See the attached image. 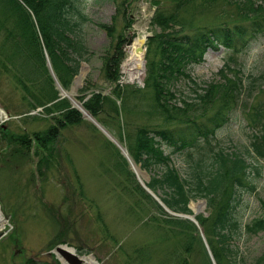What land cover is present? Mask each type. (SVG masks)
<instances>
[{"label": "rangeland", "instance_id": "rangeland-1", "mask_svg": "<svg viewBox=\"0 0 264 264\" xmlns=\"http://www.w3.org/2000/svg\"><path fill=\"white\" fill-rule=\"evenodd\" d=\"M122 1L126 0H93L89 8L90 19L112 25L115 44L119 42V35H124L126 41L121 44L124 58L119 68L120 84H139L143 87L146 69L150 63L159 62L150 39L160 30L150 23L157 10L156 2H160L167 14L172 13L174 8L169 0H127L123 6ZM227 2L217 0L210 7L191 2L178 10L175 16L183 30L190 31L217 24H247L248 21L238 14L235 4ZM253 3L264 7V0H253ZM125 17L132 21L128 27ZM135 25L144 26V34L134 28ZM138 38L144 41L140 47L143 53L141 79L127 81L122 66L128 58V47ZM111 40L112 37L97 28L87 29V42L94 57L87 64L86 73L79 78L75 93L74 81L81 67L69 87L63 89L69 94L73 93L74 100L82 102L79 97L85 96V93L79 90L90 71L95 75L97 89L102 93L108 94L113 89L114 84L100 80L98 74L100 58L113 44ZM229 58H234V61H229ZM202 59L201 63L186 69L188 77L183 76L175 81L172 92L176 94L178 103L184 100L194 103L192 101L198 102L195 100L197 94L205 93L207 85H226L224 90L218 89V92L216 90L210 95L212 102H206L210 107L207 112L210 114L221 109V112H231V117L228 124L215 131L206 143L199 142L197 149L171 156V164L184 179L198 164L207 169L219 151L241 155L246 164L255 166L259 176L254 178L252 174L251 179H254L256 190L243 195L244 203L236 214L240 225L244 226L254 219L264 218V209L261 207V202H264V157L255 153L251 146L252 135L262 133L254 127L259 122L256 112L261 111L264 117V79L260 78L264 75V36L259 35L241 53L232 55L219 47L207 51ZM226 64L229 68H225ZM50 77L57 97L46 106L58 100H67L70 107L75 109L68 97L61 96ZM16 78L15 73L0 65V110L4 112L0 117V212L7 219L4 230L0 231V234L4 233L0 237V264H30V259L34 260L43 252L54 251L57 247L74 249V254L80 258L92 256L97 264H183L180 259L185 255L181 252L177 238L168 232L170 230L159 219L156 222L154 218H161L162 211L169 215L171 213L169 209L165 211V205L156 194L149 190L153 198L144 190L148 188L149 173L146 171L148 181L137 175L119 148L89 120L82 118L78 110L75 109L80 113L82 122L59 130L55 141L46 149L39 148L36 143L24 148L14 142L24 134L29 138L35 133L45 134V129L53 124L52 116L58 115V112L45 114L42 107L29 109L31 102L15 84ZM239 79L243 90L239 92L237 102H234L229 96L234 95L230 87ZM93 89L97 90L92 88L91 91ZM86 97L83 101L87 100ZM149 97L147 92L137 107L139 111L143 110L142 114L138 112L129 117L131 127H122L121 123L120 127L111 126L108 130L127 150L129 157L126 147L133 127L137 124L151 125L158 120L156 115H145ZM202 104L198 102L194 108L200 110L205 107ZM164 153L170 155L171 150L166 147ZM134 163L141 172L145 171ZM136 184L149 198L142 197L135 190ZM202 201L204 199L192 200L188 205L191 211L189 215L193 214L195 220L209 215L210 209L206 204L202 206ZM191 222L198 231L201 244L195 246L194 255L188 264H207L206 259L211 263L209 253L212 252L204 231L198 226L197 220L196 223ZM238 246L240 259H235V264H259L257 260L264 255V234H245ZM51 257V264H66L59 255L56 258L51 254ZM37 261H34L35 264H49ZM230 262L226 264L234 263L232 260Z\"/></svg>", "mask_w": 264, "mask_h": 264}, {"label": "trees", "instance_id": "trees-1", "mask_svg": "<svg viewBox=\"0 0 264 264\" xmlns=\"http://www.w3.org/2000/svg\"><path fill=\"white\" fill-rule=\"evenodd\" d=\"M92 1L0 0L1 67L16 74L15 84L31 102L29 109L42 107L45 114L58 112L56 117L52 116L53 124L45 129V134L35 133L32 138L24 134L14 142L24 148L36 143L39 148L46 149L55 141L59 130L82 122L80 113L72 109L67 100H58L46 106L57 96L52 87V79L47 73L44 54L48 55L60 86L68 88L78 74L81 63L89 64L94 57L87 42V29L97 28L105 32L108 37H112L113 44L101 56L98 74L100 80L114 84V87L110 93H102L97 89L95 75L88 72L79 90L87 96L85 101V96L79 97L83 102L82 106L107 130L111 126L120 127L121 123L122 127H131L129 117L138 112L142 114L143 110L139 111L137 107L146 93L150 94L145 115H156L158 120L151 125L137 124L133 127L132 135L128 136V153L141 169L149 173L148 189L173 213L189 215L190 201H206V207L210 209L209 215L197 217L196 220L204 231L214 262L226 264L232 260L235 264V259H240L238 242L242 237L245 234H264V218L254 219L244 226L236 218L239 207L244 203L243 195L256 190L251 177L252 174L254 178L258 177V170L255 166L246 164L241 155L219 151L207 169L198 164L187 173L185 179L182 178L177 169L172 167L171 156L197 149L201 141L206 143L215 131L228 124L231 112H221V109L210 114L207 112L210 107L206 102H212L210 95L216 90L218 92V89H225L226 85L221 83L209 84L203 95L197 94L195 100L205 105L200 110L194 108L198 105L195 101H192L195 104L186 100L178 103L176 94L172 91L175 81L183 76L188 77L186 69L201 63L207 51L222 47L232 55L238 54L245 51L259 35L264 36V7L256 5L253 0H226L230 5L235 4L238 14L248 21L247 24H217L190 31L181 27L175 16L177 11L191 2L210 7L217 0H169L174 8L169 14L157 1V10L150 23L160 30L159 34L150 39L159 62L150 63L145 71L144 85L139 87L135 84H120L119 68L124 58L121 44L126 40L124 35H119V42L115 44L114 27L90 19L89 8ZM121 3L123 6L127 0ZM131 22L129 17H125L127 27ZM229 61H234V58H229ZM226 67L229 68L227 64ZM260 78L264 79V75ZM92 88L97 90L91 91ZM230 88L234 90V95L229 96L237 102V96L243 90L242 81L239 79ZM255 116L259 117V122L254 127L262 133L252 135L251 146L262 158L264 117L261 111L256 112ZM159 120L161 123H158ZM165 146L171 150L170 155L164 154L162 148ZM135 190L142 197H148L138 184L135 185ZM261 207L264 209V202H261ZM159 210L162 211L160 208ZM160 216L162 217H154L156 222L159 219L170 230L168 232L174 234L185 255L180 260L183 264H188L194 255L195 246L201 244L196 227L191 221L177 219L164 211L160 212ZM257 261L263 264L264 255ZM28 263L35 264L31 259ZM206 263L211 264L208 259Z\"/></svg>", "mask_w": 264, "mask_h": 264}, {"label": "water", "instance_id": "water-1", "mask_svg": "<svg viewBox=\"0 0 264 264\" xmlns=\"http://www.w3.org/2000/svg\"><path fill=\"white\" fill-rule=\"evenodd\" d=\"M81 64H82V65H81L80 73L78 74L79 76H77V77L75 78V81H74L75 88H73V93H75L77 87H79V86H78V84H79V82H80V81H79V80H80L79 78H80L83 74H85L86 71L88 70V65H87V64H83V63H81ZM46 65H47V67H48V72H49L50 76H52V78H53V80H54V82H55V86L59 89V92H60L61 96H62V97H65V96L68 97L70 103L72 104V107L75 108L76 110H78V111L82 114V118H85L86 120H89L95 128H97L98 130H100V131L104 134V136H105L106 138H108V140H109L110 142H112V143L116 146V148H119L121 154H122L126 159H128V161H129L130 166H131L132 169H134V166H136L137 168H139L137 165L134 164V161H132V159H130V157H129L128 154H127V150H126L125 148L121 147V145H120L119 142L116 140V138H114V137L111 135V133H109V132H108V131H107V130H106V129L100 124V123H98V122L96 121V119H95L94 117H92V116L89 114V112H87V111L85 110L84 107H82V104H81L79 101L73 99V97H72V94H73V93L69 94V93H67L66 91L63 90V88L59 85V83H58V81H57V79H56V76H54V73H53V70H52V66H51L50 63H49V59H48V56H47V55H46ZM133 165H134V166H133ZM134 171H135V173L137 174V172H136L135 169H134ZM140 172H141V171H140ZM137 175H138V174H137ZM141 177H142L144 180H147V181L149 180V179H148L149 176H148V174L146 173V171L141 172ZM144 190H147V191L149 192V194H150L153 198H155L154 195L149 191L148 188L145 187ZM160 203H161V202H160ZM200 204H202V206H205L206 202H205V201H202V202H200ZM161 205H163V204L161 203ZM165 211H169L168 208H167V209L165 208ZM169 212L171 213L172 216H175V217H181V218H183V219H186V220H188V221H193L194 223H196V220L194 219V215H193V214H192V215H184V214H179V213H178V214H175V213H172L171 211H169ZM6 221H7L6 218H3V220L0 219V224H1V222H3V224L5 225V224H6ZM2 230H4V227L2 228ZM2 230H0V231H2ZM3 235H4V233H3V234H0V237L3 236ZM72 250H73V252L71 253V252H69L68 250H66V249H64V248L57 247L54 251H51V252H48V253H44V252H43V253L40 255V257L35 258V259L38 260V262H46V263L51 264V262H52V260H53L52 257H51V254H54L56 258H57V255H59L61 258H63V259L65 260L66 264H82V263H83V258H80V257L76 256V255L74 254V249H72ZM207 251H208V249H207ZM208 252H209V251H208ZM32 255H33V254H32ZM209 255H210L211 263H212V264H216V263L214 262V260H213V258H212V256H211L210 253H209ZM88 257L93 258L92 256H88ZM93 259H94V258H93Z\"/></svg>", "mask_w": 264, "mask_h": 264}, {"label": "bare ground", "instance_id": "bare-ground-1", "mask_svg": "<svg viewBox=\"0 0 264 264\" xmlns=\"http://www.w3.org/2000/svg\"><path fill=\"white\" fill-rule=\"evenodd\" d=\"M134 28L139 29L143 34H144V26H140V25H135ZM143 40L142 39H135L132 44L130 45V47H128L127 51L129 52L128 54V58L126 59L125 63L122 66V71L125 74V78L127 81L131 80V81H140V77H141V71H142V67H143V61H142V51H140V47L141 44H143ZM4 112L0 110V117L1 115H3ZM135 164V163H134ZM134 166V165H133ZM134 169L136 170L137 174L139 176H141V172L140 170L134 166ZM194 209H197V207H195ZM0 219L3 220L2 214L0 212ZM5 225L3 224V222H1L0 224V230H2V228ZM65 248V247H64ZM66 250H68L69 252H73L72 249L69 248H65ZM82 264H97L95 259L93 258H86L83 257V263Z\"/></svg>", "mask_w": 264, "mask_h": 264}, {"label": "flooded vegetation", "instance_id": "flooded-vegetation-1", "mask_svg": "<svg viewBox=\"0 0 264 264\" xmlns=\"http://www.w3.org/2000/svg\"><path fill=\"white\" fill-rule=\"evenodd\" d=\"M35 258H38V257H35ZM35 258H33L34 259V261L36 260ZM37 261V260H36Z\"/></svg>", "mask_w": 264, "mask_h": 264}]
</instances>
